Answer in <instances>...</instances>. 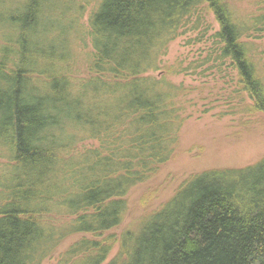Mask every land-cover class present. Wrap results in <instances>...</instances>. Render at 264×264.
<instances>
[{"label": "trees", "instance_id": "trees-1", "mask_svg": "<svg viewBox=\"0 0 264 264\" xmlns=\"http://www.w3.org/2000/svg\"><path fill=\"white\" fill-rule=\"evenodd\" d=\"M231 1L98 0L78 78L70 64L54 72L68 52L37 42L46 0L0 13V139L17 161L0 204V264H41L73 234L69 264H103L117 242L107 264H264V157L188 176L136 228L112 232L130 190L176 155L190 90L153 73L195 13L219 24L208 58L237 73L240 111L264 114V52L246 40L264 33V0L247 14Z\"/></svg>", "mask_w": 264, "mask_h": 264}, {"label": "rangeland", "instance_id": "rangeland-1", "mask_svg": "<svg viewBox=\"0 0 264 264\" xmlns=\"http://www.w3.org/2000/svg\"><path fill=\"white\" fill-rule=\"evenodd\" d=\"M23 1L0 0V13L12 11ZM231 2L241 14L256 9L249 0ZM97 6L98 0H46L44 3L48 16H43V21L48 23V27L37 42L42 49L58 44V52H68L71 57H64L66 59L62 63L55 62V73H60L65 64H70L76 78L84 75L86 57L92 49L89 19ZM218 28L213 13L204 15L202 19L195 13L180 30V35L169 43L161 68L153 73L158 77L166 75L175 84L189 89L187 99L191 102L175 157L152 179L133 187L128 193V211L121 225L112 231L117 239L126 230L136 228L147 213L171 198L188 176L211 169L242 168L264 157V114L242 113L235 93L237 73L227 64L208 58L217 48L214 34ZM61 29L64 35L62 43L57 37ZM246 40L264 52V33L252 34ZM256 61L260 65L259 78L264 82V55L258 54ZM10 150L9 142L1 138L0 204L7 176L17 162ZM54 220L63 224L69 219L58 215ZM78 238V234L66 237L41 264H69V261H74L76 257L67 256L66 250ZM118 249L119 242L114 244L103 264H107Z\"/></svg>", "mask_w": 264, "mask_h": 264}]
</instances>
